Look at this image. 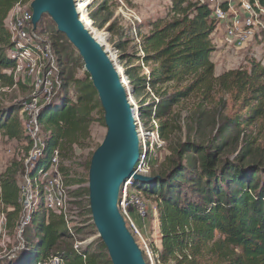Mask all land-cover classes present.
Returning <instances> with one entry per match:
<instances>
[{
  "label": "trees",
  "instance_id": "16d2710c",
  "mask_svg": "<svg viewBox=\"0 0 264 264\" xmlns=\"http://www.w3.org/2000/svg\"><path fill=\"white\" fill-rule=\"evenodd\" d=\"M17 1L0 0V76L3 77L4 70L16 62L12 54L15 41L5 19ZM258 1L264 7V0ZM172 4L168 17L152 23L151 31L142 37V59L150 66L149 73L136 75L135 70L141 66H127L125 71L135 88V96L141 93L136 90L138 87L149 86L152 90L172 87L173 90L157 107L158 119H164L160 122L161 133L169 144V154L158 172L162 178L144 183L146 188H143L148 198L162 200L163 235L159 245L162 249L155 246V252L161 264H264V157L260 160L261 154L253 151V138H247V146L239 157H221L228 148V133L254 124H260L261 130L264 128V65L248 57L239 68L216 76L212 57L217 50L213 39L217 22L211 17V9L193 0H173ZM52 39L60 53L63 85L38 114L46 133L45 146L33 167L25 172L38 175L59 149L58 172L68 184H86L83 189H74V193L88 198L93 153L83 178L68 177L71 169L61 165V161L74 146H83L90 139L94 122L101 118L105 124L104 111L89 74L77 75V66L84 67L79 52L65 35L53 34ZM117 46L122 50L125 45ZM126 57L122 55L123 59ZM70 86L72 93L68 90ZM226 94L230 95L238 114L219 125L221 142L203 145L190 139L174 141L169 118L173 105L192 98L197 101L198 110H202L205 105H219ZM27 99L0 108V131L5 135L20 138L26 134L19 112ZM139 103L140 116L150 117L151 103L146 105L143 100ZM0 182L7 227L14 231L23 217L17 177L9 169ZM139 183L135 180L134 186ZM41 202L31 214L28 225L33 232L24 235L20 255L10 262L0 260V264H37L42 247H46V254H58L68 264H112L106 246L98 237L77 250L65 217L49 212L44 201ZM80 215L88 217L95 227L89 206L83 207Z\"/></svg>",
  "mask_w": 264,
  "mask_h": 264
},
{
  "label": "rangeland",
  "instance_id": "374dc122",
  "mask_svg": "<svg viewBox=\"0 0 264 264\" xmlns=\"http://www.w3.org/2000/svg\"><path fill=\"white\" fill-rule=\"evenodd\" d=\"M246 1L248 0H237L233 5V8L236 11L243 13V4ZM172 3L173 0L91 1V6L87 10V17L89 18L87 26L94 36L98 33L106 34V39L104 41L105 48H107L109 53L117 56L115 61L117 66L123 67L125 78H127L125 73L127 66H141L135 70V74L139 76L149 73L150 66H146L142 59L144 55L141 46L142 37L151 31L152 23L168 17L173 5ZM253 8L261 11L260 14L256 12L255 22L260 21L264 25L263 6L259 2L256 3ZM91 15H94L95 19L91 18ZM107 19L110 20L105 23ZM223 24L224 23H216V28L213 33V39L217 46V50L212 57L216 66L215 75L219 76L228 70L239 68L245 63V60L248 57H253L264 65V30L261 32L260 29L262 28V25H253V28L255 26L259 27H255L254 31L257 37L259 35L261 36L260 40L255 39L249 41L242 48H237L232 44L231 40L227 38L225 25ZM36 29L42 34L41 36L43 40H50L53 44V34L54 36L56 34H62L57 30V27L48 15H45L42 18ZM134 31H136V33ZM120 43L125 45L122 50H119V47L117 46ZM55 50L59 55L60 53L56 46ZM124 54L127 55L125 59L122 58V55ZM80 63L83 64L82 61H80ZM76 71L78 76H82L85 72L84 67H81L80 65L77 66ZM10 84H12V82L10 83V81L6 79L0 84V108L27 99L33 92L32 80L30 78L24 79V82L14 87ZM129 88L131 90V99L133 98V105L136 106L138 113L140 111V100H143L146 105L150 103L152 105V114L150 117L146 118L140 116L143 124L145 123V127L147 129H152L153 125L151 123L153 119H156L160 124L164 119H158L157 107L163 99H165L164 97L166 95L172 94V87L166 89L157 88L158 90H152L149 86L144 89L138 87L136 90H141V93L138 96H135V88L130 84V81ZM68 90L72 93V86H70ZM200 109L202 110H198L197 108V101L192 98L182 99L179 103L172 106V113L169 118L172 119V121L170 120V123L173 125L174 141L184 142L190 139L203 145L221 142V140H223V135L219 134V125L229 117H235L238 114V109L233 104L232 99L228 94L223 96L219 105H205ZM19 113L21 115V110ZM23 121L25 123L26 120ZM259 125L260 124L241 126L228 133V148L221 157H239L244 146H247L246 141L253 138V151L261 154V156H259V159L261 160L264 157V128L261 130ZM90 132V139H88L83 146H74L73 150L64 156L63 161H61V165L71 169L68 177H84L87 163L91 158L92 153L102 142L107 132V127L103 124L101 118L91 125ZM32 146V140L26 134L20 138H11L0 131V181L6 171L11 169L17 177L19 189L21 191L24 176L26 175L25 170L27 171V158L32 150ZM168 154L169 144L166 140V146L160 153V160L154 173L159 172L161 168L160 165L164 162L165 157ZM57 169L58 168L55 167L51 170L53 175L60 174L56 173ZM60 175L67 187L70 200L69 208L71 209V215L73 216L71 227L73 228L75 237L71 234L73 237L72 241L75 245L78 244L80 248H84L97 236V233H95L97 230L95 227H92L91 221L88 220V217L80 215L81 209L83 207L86 209L89 206V199L86 195H84V197H77L74 193V189L78 187L83 189L86 187V184H68L64 175ZM143 188L145 189L146 186L143 182H140L139 186H134L132 189L144 193ZM1 192L0 182V260L10 262L20 255L23 246L22 240L26 232L29 235L33 231L29 228L30 225L25 227L23 234H19L18 228L11 231L10 228L5 227V221L3 223L5 211L2 204ZM41 199V196H39L38 199L35 200L31 205L32 210H25L23 207V218H26V220L28 219V221L29 218L31 219L30 215L32 214L33 209L37 210L38 206L41 205ZM148 199V205L150 208H153L158 204L157 200L153 198ZM134 219L142 230L143 225L146 224L149 233L152 232L153 223L151 219L143 221L142 218L138 217L140 222L137 221L135 217ZM78 228L81 230L78 231ZM159 245L160 242L158 243L157 241V246ZM159 249H162L161 246H159ZM46 252V247H42L41 254L38 258L43 260Z\"/></svg>",
  "mask_w": 264,
  "mask_h": 264
},
{
  "label": "built area",
  "instance_id": "2783aa9c",
  "mask_svg": "<svg viewBox=\"0 0 264 264\" xmlns=\"http://www.w3.org/2000/svg\"><path fill=\"white\" fill-rule=\"evenodd\" d=\"M32 1L18 0L5 19L11 39L15 41L16 47L12 54L15 56L16 62L4 70V77L0 76V84L7 77L12 79V84L10 85L13 87L24 82L26 78L32 80L33 92L24 101L21 109V116L26 120L24 123L26 134L30 137L33 144L27 158V170L33 167L34 162L42 155L45 146L46 133L43 125L39 122L38 114L41 108L62 89L63 85L62 64L60 55L55 50V45L50 40H43L42 34L34 29L31 9ZM193 1L200 5H207L211 9V17L217 23H224L227 38L237 48H242L249 41L260 40L261 36L257 37L254 31L255 27L258 26L253 28V25L260 24L262 25V28H260L261 32L264 30V25L260 21L255 22L256 12L258 14L261 12L253 8L256 3H259L258 0L246 1L243 4V13L233 8L237 0ZM134 32L136 33V31ZM110 55L115 61L117 56L111 53ZM136 123L139 135L140 158L135 165L134 175L154 174L160 160V153L166 146V139L161 133L160 124L156 119H153L151 123L153 128L147 129L139 113H136ZM58 160L59 149H56L47 168L41 170L36 176L28 173L24 176L20 191V203L22 209L24 207L25 210H32L31 205L41 196V200L44 201V205L49 212L65 217L68 221L69 231L75 237L71 227L73 216L69 208L70 200L67 187L61 175L58 174V169L56 171L58 175H53L51 172L53 168H58ZM134 175L121 185L119 210L126 221L128 229L139 244L147 264H161L159 255L155 252V246H157L158 239L162 238L163 235L160 212L162 200L158 199V204L150 208L146 194L132 189L135 181ZM132 212H135L143 221L152 220L153 229L151 233H149L146 224L143 225V230L138 226ZM48 216L46 217L47 221ZM4 221L5 227H7L8 219L6 213L3 217V223ZM29 221L31 222L30 218ZM29 221L22 217L17 226L19 234L24 233ZM75 248L79 250L80 246L77 244ZM37 264L68 263L62 256L50 253L46 254L43 260L39 259Z\"/></svg>",
  "mask_w": 264,
  "mask_h": 264
},
{
  "label": "water",
  "instance_id": "95a60500",
  "mask_svg": "<svg viewBox=\"0 0 264 264\" xmlns=\"http://www.w3.org/2000/svg\"><path fill=\"white\" fill-rule=\"evenodd\" d=\"M77 4L76 0H33V26L36 29L45 15L50 16L57 30L79 52L104 111L107 132L93 152L88 176L89 208L96 238L106 246L112 264H147L118 206L121 185L134 175L140 158L138 110L131 103L130 88L122 83L124 73L101 40L80 19ZM134 178L147 183L162 176L136 174Z\"/></svg>",
  "mask_w": 264,
  "mask_h": 264
},
{
  "label": "bare ground",
  "instance_id": "6f19581e",
  "mask_svg": "<svg viewBox=\"0 0 264 264\" xmlns=\"http://www.w3.org/2000/svg\"><path fill=\"white\" fill-rule=\"evenodd\" d=\"M91 1H93V0H79V1H78V4H77V9H78V11H79L80 14H81V19H82V21H84V22L86 23V25H87V23L89 22V18L87 17V10H88L89 7H90V3H91ZM105 36H106V34H104V33H98V34H96V37H97L98 39H100L101 42H103V43H104V41H105V39H106ZM112 55H113V54H112ZM117 67H118V69H119L120 72H124V71H123L124 69H123L122 66H117ZM122 83H123V85L129 87V81L127 80V78L124 77ZM132 99H133V98H132Z\"/></svg>",
  "mask_w": 264,
  "mask_h": 264
},
{
  "label": "crops",
  "instance_id": "0c3cea01",
  "mask_svg": "<svg viewBox=\"0 0 264 264\" xmlns=\"http://www.w3.org/2000/svg\"><path fill=\"white\" fill-rule=\"evenodd\" d=\"M5 79H6V80H9L10 83L12 82V79H10V78H7V77H6ZM132 215L136 218L137 221L140 222V220L138 219V216L135 214V212H132ZM160 240H161V238L158 239V243L160 242Z\"/></svg>",
  "mask_w": 264,
  "mask_h": 264
}]
</instances>
